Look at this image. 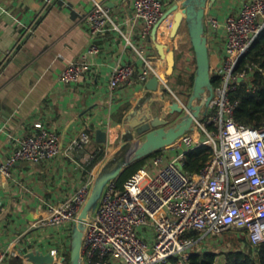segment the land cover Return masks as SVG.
Listing matches in <instances>:
<instances>
[{
  "label": "built area",
  "instance_id": "2783aa9c",
  "mask_svg": "<svg viewBox=\"0 0 264 264\" xmlns=\"http://www.w3.org/2000/svg\"><path fill=\"white\" fill-rule=\"evenodd\" d=\"M164 9L163 0H135L134 17L145 24V37L162 20ZM83 21L92 37L87 56L100 53L97 41L102 35L122 32L103 0H95ZM206 24L207 36L211 31L224 32L223 48L218 50L221 62L211 61V74L218 84L207 114L196 120L191 132L152 157L123 187L116 180L107 184L87 223L84 264H166L174 257L178 264H188L201 238L233 230L245 233L253 247L264 243V125L252 128L238 124L234 111L239 101L230 97L256 70L264 74V68L255 63L239 70L243 57L264 30V0L246 3L236 15L224 20L206 13ZM126 42L131 44L129 39ZM211 45L209 39L210 50ZM87 56L63 70L64 83L77 84L93 72ZM141 57L144 65L139 69L129 63L114 67L110 77L113 93L137 84L146 87L150 79L162 75L152 60ZM173 95L186 109L187 103ZM90 142L91 135L83 132L72 140L69 149H84ZM204 145L211 148L208 161L197 172L185 171L186 155ZM60 153L59 136L49 129L17 139L10 156L0 162V179L9 178L19 161L41 164ZM96 174L68 200L52 207L44 224L70 223L74 229ZM2 209L0 201V212ZM194 232L200 238L193 236ZM17 255V251L0 247V264ZM52 255L56 262L64 263L58 260V251Z\"/></svg>",
  "mask_w": 264,
  "mask_h": 264
},
{
  "label": "crops",
  "instance_id": "0c3cea01",
  "mask_svg": "<svg viewBox=\"0 0 264 264\" xmlns=\"http://www.w3.org/2000/svg\"><path fill=\"white\" fill-rule=\"evenodd\" d=\"M103 1L112 9L122 32L102 35L97 41L100 53L87 56L92 37L83 19L94 8L95 0H0V162L10 156L17 139L41 129L56 132L61 143V153L53 160L41 164L19 161L9 178L0 179V247L18 252L7 264H32L27 254L37 250L58 251V260L63 259L64 264L70 260L72 224L50 226L44 220L52 207L68 200L97 173L126 142L130 130L136 135L137 127L130 125L134 121L130 117L135 118L133 113L147 94L140 84L113 93L110 77L114 67L129 63L139 69L144 65L142 54L163 74L167 60L158 44L167 47L172 42L179 65L178 49L187 35L180 32L171 39L174 15L155 35L154 26L145 37V24L134 17L135 0ZM163 1L165 14L184 0ZM251 1L215 0L207 15L224 20ZM208 36L211 61L221 62L218 50L223 48L224 32L211 31ZM85 56L93 72L77 84L64 83L63 70ZM172 102L162 85L142 108L149 111L153 103L160 104L157 115L172 124L174 114L166 111ZM99 129L107 133L106 143L98 142ZM83 132L91 135V142L84 149L70 150L72 140Z\"/></svg>",
  "mask_w": 264,
  "mask_h": 264
},
{
  "label": "water",
  "instance_id": "95a60500",
  "mask_svg": "<svg viewBox=\"0 0 264 264\" xmlns=\"http://www.w3.org/2000/svg\"><path fill=\"white\" fill-rule=\"evenodd\" d=\"M214 2L215 0H184L181 6L176 3L155 25L153 35L157 33L169 16L174 15V23L170 31L172 40L178 37L183 25L187 26L196 57V76L192 93L186 109L180 106L177 101H173L166 108V111L171 114H183L174 124H168L159 115H156L153 120L151 111H145L142 108V105L153 97L154 92H157L160 86H164L166 95L172 93L169 78L175 73L176 46L174 42L167 47L158 44L159 52L166 57L167 69L162 75L154 76L149 80L146 84L147 94L141 100L137 111L133 113L136 119L132 115L130 117L131 120L134 119L130 125L133 128L137 127V134L144 135V139L135 141V134L133 130H130L126 142L111 157L107 158L97 171L89 196L73 229L69 264H84L83 244L87 223L97 210L107 184L119 178L134 163L173 146L181 137L194 129L197 119L201 118L203 114H207L214 98L215 86L211 74V54L207 36L206 13L209 4ZM96 138L98 142L106 143L107 133L99 129ZM27 258L32 264H64L56 262V257L51 252L45 253L41 250L29 252Z\"/></svg>",
  "mask_w": 264,
  "mask_h": 264
},
{
  "label": "trees",
  "instance_id": "16d2710c",
  "mask_svg": "<svg viewBox=\"0 0 264 264\" xmlns=\"http://www.w3.org/2000/svg\"><path fill=\"white\" fill-rule=\"evenodd\" d=\"M190 48L194 54L193 62L194 64H196V57L192 44ZM252 63H255L260 68H264V30L253 44L250 51L243 57L239 70L243 71L246 65ZM178 69H179V65L176 66L175 70ZM195 76H196V69L194 71H188L185 68L181 70L179 83L188 87L187 92H190V95L193 90ZM213 84L214 86H217L218 82L216 78H213ZM249 86H251V89H248ZM230 97L232 100L239 101V104L234 111V119L238 124L252 128H258L264 125V74L263 73L256 70L254 75L249 81L247 80L244 81L243 83H241V85L238 87L237 90L231 92ZM149 100L150 99H148V101ZM159 152H156L155 154L147 157L148 159L146 158L147 165L150 159ZM210 154H211V148L207 145H204L202 147L190 151L186 155V164L184 166L185 171L189 173L197 172L208 161ZM97 160H95L92 163V166L97 162ZM192 235L195 236L196 238H200V235L197 232L192 233ZM225 235H227V233L220 236L215 235V237L218 238V237H223ZM232 240L234 241L233 243L238 245L237 238ZM248 244L252 247L251 250L249 251H243L239 248H235L233 250L222 252L223 254H225L226 263L227 264H264V243L260 244L257 247H253L249 243V241ZM219 254L220 253L212 250L198 251L195 250L194 248L192 251L191 258L188 261V264H219L217 263V257L219 256ZM67 264H69V261ZM166 264H178V259L174 257L170 259L169 262Z\"/></svg>",
  "mask_w": 264,
  "mask_h": 264
},
{
  "label": "rangeland",
  "instance_id": "374dc122",
  "mask_svg": "<svg viewBox=\"0 0 264 264\" xmlns=\"http://www.w3.org/2000/svg\"><path fill=\"white\" fill-rule=\"evenodd\" d=\"M180 35L184 34L185 41L183 42L184 45L179 46L178 49V55H179V69L169 78V85L172 93H167V95L172 98L173 101H176V98L174 97L173 93H175L177 96L180 97L185 103H188L190 92L188 91V87L182 85L179 83V77L181 75V70L186 69L188 71H194L196 69V64H194V54L191 51V42L190 37L188 33V29L186 25H183L180 31ZM160 110V104L153 103L150 111L152 116L155 114L157 115ZM183 114H174V120L173 123L177 122L180 117ZM172 123V124H173ZM144 135L137 134L135 135V141L143 140ZM181 139V138H180ZM119 148V147H118ZM117 148V149H118ZM113 155V154H112ZM111 155V156H112ZM110 156V157H111ZM148 159V158H147ZM147 159L140 160L136 163H134L131 167H129L119 178H117V182H119V186L123 187L124 182L133 175L140 167L147 166ZM100 169V168H99ZM237 238L238 245L233 243L234 241L232 239ZM201 251V250H212L215 252L220 253L217 257V263L219 264H227L226 263V257L225 254L222 252L233 250L235 248H239L243 251H249L251 250V246L248 244V239L245 233H242L240 231L233 230L227 235L223 237L216 238L215 236H211L209 238H201V241L199 244L195 245L193 249Z\"/></svg>",
  "mask_w": 264,
  "mask_h": 264
}]
</instances>
